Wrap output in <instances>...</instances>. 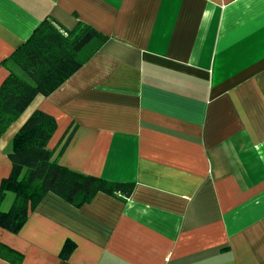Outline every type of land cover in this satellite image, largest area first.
Listing matches in <instances>:
<instances>
[{
	"label": "crops",
	"instance_id": "crops-1",
	"mask_svg": "<svg viewBox=\"0 0 264 264\" xmlns=\"http://www.w3.org/2000/svg\"><path fill=\"white\" fill-rule=\"evenodd\" d=\"M46 17L110 39L0 138V185L12 138L41 109L58 123L54 158L72 134L61 164L135 186L82 207L49 192L19 232L0 227L4 252L20 264H264V0H0V85Z\"/></svg>",
	"mask_w": 264,
	"mask_h": 264
},
{
	"label": "trees",
	"instance_id": "trees-1",
	"mask_svg": "<svg viewBox=\"0 0 264 264\" xmlns=\"http://www.w3.org/2000/svg\"><path fill=\"white\" fill-rule=\"evenodd\" d=\"M110 39L89 23L79 21L68 29L52 17H46L7 59L3 65L9 74L0 85V138L20 118L39 94L49 96L75 74ZM56 118L36 109L10 142L7 156L12 163L9 176L0 185V227L13 233L25 225L31 211L53 192L76 207L90 203L104 192L127 198L135 183L114 181L74 170L59 162L66 143L54 158L49 147L57 129ZM9 192L14 200L8 210L2 209ZM0 245V257L20 264L23 255ZM75 244L67 241L61 252L68 258Z\"/></svg>",
	"mask_w": 264,
	"mask_h": 264
},
{
	"label": "rangeland",
	"instance_id": "rangeland-1",
	"mask_svg": "<svg viewBox=\"0 0 264 264\" xmlns=\"http://www.w3.org/2000/svg\"><path fill=\"white\" fill-rule=\"evenodd\" d=\"M21 116H22V115H21ZM21 116H20V117H21ZM14 196H15L14 193H10V192H9V193L7 194V198L5 199V201H4L3 204H2V209H4L5 206H6L7 208H8V207H9V208L11 207L12 202H13V200H14ZM9 208H8V209H9ZM8 209H7V210H8Z\"/></svg>",
	"mask_w": 264,
	"mask_h": 264
}]
</instances>
